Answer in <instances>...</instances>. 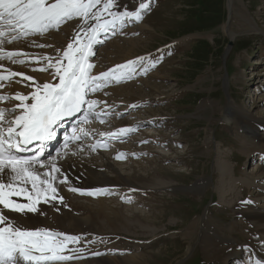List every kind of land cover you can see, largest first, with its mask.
<instances>
[{"label": "rangeland", "instance_id": "obj_1", "mask_svg": "<svg viewBox=\"0 0 264 264\" xmlns=\"http://www.w3.org/2000/svg\"><path fill=\"white\" fill-rule=\"evenodd\" d=\"M133 1L136 0H119V6L130 8ZM234 4L235 13L229 17L227 0H155L141 22L132 23L117 34L128 38L127 43H119L126 61L145 54L155 58L160 55L157 49L165 53L146 74L120 83L125 94L122 101L119 99L123 109H109V115L101 118L104 129L119 123L135 127L136 131L94 150L106 156L119 172L134 168L149 177L151 184L147 187L129 186L127 193H116L115 201L106 200L119 209L133 207L142 211L148 226H121L118 220H112L108 227L102 225L111 229L104 230L100 237H111L109 242L121 245L125 254L145 253L147 264H215L216 260L202 253L197 242L201 238L199 230L193 237L186 235L189 226L198 217H205L211 225L225 230L224 226L235 219L234 203L258 195L250 176L255 169L264 170V153L259 149L249 152L248 144L240 137L247 133L246 128L228 125L226 120H242L251 125L253 118L259 117L255 126L264 137V0ZM78 23L73 20L63 27L75 29ZM255 26L258 30L252 32ZM230 32L235 34L232 40ZM117 36L106 40L96 50L94 59H98L99 49L114 44L112 40ZM168 51L170 55L166 54ZM93 72L99 73L95 68ZM134 104L140 107H128ZM236 108L247 110L250 118L234 119L232 112ZM125 110L127 114L122 117L116 115ZM91 121L94 130L99 124L93 118ZM257 142V146L261 145ZM118 144L126 148L121 159L113 158ZM157 169L161 179L154 175ZM79 195L72 197L95 207V196ZM247 226V220L242 221L241 233L236 232L241 241ZM119 228L121 231H116ZM82 233L85 231L75 229L70 234ZM257 261L260 260L252 251L243 247L241 257L233 264Z\"/></svg>", "mask_w": 264, "mask_h": 264}, {"label": "snow or ice", "instance_id": "obj_2", "mask_svg": "<svg viewBox=\"0 0 264 264\" xmlns=\"http://www.w3.org/2000/svg\"><path fill=\"white\" fill-rule=\"evenodd\" d=\"M154 4L155 0H137L132 9L117 10L119 0H0V264H71L87 258L85 253L102 254L91 252L89 245L105 242L103 238L89 240L83 233L74 235L43 227L27 229L10 213L27 217L28 214L44 215L41 204H48L56 211H59L58 205L67 207L59 188L61 184H69L68 190L80 195L105 194L104 190L71 186L68 174L57 164L58 157L48 147L57 139L58 129L64 127L65 121L76 117L79 124H88L92 117L100 119L109 115L100 106L110 108L111 105L93 98L95 94L108 95L105 91L108 87L146 74L163 59L165 53L157 49L160 55L155 58L153 54H145L103 72H93L95 46L103 44L109 33L114 35L132 23L141 22ZM73 20L79 23L72 37L65 47L55 48L54 54L6 48L31 36L43 37L59 31ZM29 46L54 47L35 40ZM4 61L11 65L35 64L30 70L46 73L50 79L41 83L33 76L12 70ZM12 84L30 91L4 93L3 89ZM9 101L17 103L10 108L2 106ZM128 107L134 109L140 105ZM125 114L127 110L116 113L119 117ZM100 122L104 121L100 119ZM134 131L135 127H122L100 136L120 139ZM88 135L78 125L64 134L63 147ZM98 146L99 143L91 147L95 150ZM116 158L121 159L122 154Z\"/></svg>", "mask_w": 264, "mask_h": 264}, {"label": "bare ground", "instance_id": "obj_3", "mask_svg": "<svg viewBox=\"0 0 264 264\" xmlns=\"http://www.w3.org/2000/svg\"><path fill=\"white\" fill-rule=\"evenodd\" d=\"M227 1L230 5L228 8L230 14L229 17H231L232 14L235 13L233 9L235 5L234 3L238 1V3L241 4V0ZM136 4L137 0L133 1L132 5L129 6L130 8L127 9L134 8ZM122 9L123 8H121L120 6L119 8H117V10ZM73 30L74 28H67L61 26L59 31H51L43 37L31 36L26 40L16 42L11 45H6V48L18 49L29 53L54 54L55 48H63L67 45L70 38L72 37ZM256 30H258L256 26L255 28L251 29L252 32ZM119 32L114 35L109 33L105 41L112 38L113 36H117ZM229 35L230 40H232V37L235 36V34L231 32L229 33ZM117 37H114L112 40H115L114 44L110 45L108 48L99 49L101 50V52L97 55L98 59H94L93 57V61L96 65L95 71L100 73L107 70L108 68H111L114 65L126 61L127 56L125 54H121L123 48L121 49L119 43L123 44L124 41L125 43H127L126 40H128V38H119L120 35L118 38ZM101 39H104V37L102 36ZM33 40H35L37 43L50 44L54 47H30L29 44ZM130 41L136 42V40ZM131 44L135 43L131 42ZM101 45L102 44L95 46V52ZM116 51L117 54H121L117 58V54H115ZM3 63H5L14 71L22 72L26 75L35 77L41 83L44 82L45 79H50V77H48L46 73L31 71V67L37 66L35 64L25 66L11 65L7 61H4ZM16 79H21V77H17ZM16 90H21L25 92L30 91V89H23L19 84H12L10 87H5L3 89V92L14 93ZM105 91L108 93V95L98 93L95 94L93 98H98L100 100L107 101V105H111V107L108 108L105 105H101L100 108L104 109L107 112H109V109H116V111L122 110L123 106H120L119 102L122 99L121 96L124 93V87H122L120 83L113 84L112 86L105 89ZM153 95L155 97L157 96V94ZM14 103H17V101H9L3 104L2 106L5 108L7 106L11 107ZM240 111L242 110H239L237 108L233 110L232 113L234 115L232 117L234 119H237L239 116L250 118V114L247 110H243L241 113ZM8 118L10 119L11 116H9ZM101 118L102 117H100V119ZM100 119H95L97 120V124L99 125H96L97 127H94V130L93 127H91L92 121L88 124H79L76 117H73L71 121H65L64 127L58 129L57 139L50 143L48 151L52 155H56L58 157L57 164L62 168L63 171L68 174L71 186L81 190H104L105 194L95 196L98 201L93 202L95 203V207H92L89 204H85L81 201L75 200L72 196L77 195L78 193L69 191V184H61L59 185V188L61 191V195L65 198L64 204L67 205V207L63 205H58L59 211H56L55 208L48 204H41L40 210L44 213L43 216L40 214H28L27 217H24L20 216L19 214L10 213V215L14 216L24 228L37 229L43 227L47 229L59 230L68 234L75 231V229H81L85 231L87 239L91 240L93 237H101L104 235L105 231H109L111 228L105 229L104 227H102V225L108 227V225H110L109 223H111L110 221L112 220H118V222L122 224L121 226H126L127 223H141V225H147L145 224L146 218L144 217L142 211L137 212V210L133 207H126V211H124L125 209H119V207L110 206L108 204L110 202L115 201L114 199L117 196V192L121 194L122 191H126L127 193L129 191V186L135 188H142L147 187V185L151 183L149 182L150 180H147V178L149 177L142 176L141 173L136 171L134 168L131 172H119L116 167L106 158V156H104L100 152H94L91 147L92 145H97L99 143L100 146L96 147L95 149L99 147L102 148L104 145H106L107 141L116 140L114 138L101 137L100 133H110L116 131L119 128L126 127L124 124L117 123L113 125V128L104 129L102 128V126H100ZM260 120L261 118L259 117L253 118V120L251 121V125H247L242 120H239V122L235 123L232 120H226V122L228 123V125L235 124V127L239 129L244 127L246 128L245 131L247 130V133H245V135L243 134L240 137L245 139V142L248 144L249 147V152L255 149H259L262 153H264V137H262L257 132L255 126L256 123ZM74 125H79V127L85 128V130L89 132V135L83 137L79 141L69 142L67 147L65 148L63 147V136L66 132H70V128H76ZM239 129H237V131H239ZM59 133H62L61 136ZM94 134L96 135V137H93ZM250 134L251 137L249 138ZM255 140L260 142L261 145L257 146V144L255 143L257 141ZM184 147L188 148L190 146ZM125 149V147L119 145L116 154L118 155L124 153ZM182 150L186 151V149ZM111 155L114 156L115 154ZM117 155L113 158H116ZM61 156L63 157L62 159L59 158ZM160 174L161 173L158 169L156 170V174L154 173L155 176H159V179H161L162 177ZM152 178L153 177H151L150 179L152 180ZM250 178L252 181L251 186H255L256 191H258V195L254 199H250V201H252L251 204H242L241 199L234 203L232 211L233 215L235 216V219L232 221L231 224L224 226L225 230L220 229L215 225H211L210 223L204 220L205 217H198V219L189 226L188 232H186L187 236L193 237L196 230H199L197 231L198 234L201 235V238L198 237L197 242L200 243L199 246H201L202 253L206 258L216 260L215 264H230V261H232V264L234 262L236 263V261L241 257L243 247L249 248L252 251L253 255L257 259L262 261V264H264V170L255 169V172L250 176ZM255 180H257V182ZM81 197L90 198V196L87 195H82ZM13 199L17 198L14 197ZM106 200L110 201H108L107 203ZM239 219H241L242 221L247 220L249 225V227L247 226L246 228L244 241H241L240 237L236 233H241L240 225L242 221H239ZM243 228L245 227L243 226ZM144 230H146V233H148V227H145ZM116 231H121V229L119 228ZM224 231L228 233L229 236L225 234ZM108 233L115 232L110 231ZM111 239L112 238L110 237L109 239L104 240L105 242H97L95 244L89 245V249L91 252H100L102 253L101 255H88V253H85V256L87 258L74 260L71 262V264H147L149 262L145 253L125 254L124 252H121V250H123V248H120L121 245H118L115 241L109 242V240ZM116 250L119 251L117 252ZM188 251L189 248H187V252Z\"/></svg>", "mask_w": 264, "mask_h": 264}, {"label": "trees", "instance_id": "obj_4", "mask_svg": "<svg viewBox=\"0 0 264 264\" xmlns=\"http://www.w3.org/2000/svg\"><path fill=\"white\" fill-rule=\"evenodd\" d=\"M211 2V1H210ZM210 6H213V4L212 3H210Z\"/></svg>", "mask_w": 264, "mask_h": 264}, {"label": "water", "instance_id": "obj_5", "mask_svg": "<svg viewBox=\"0 0 264 264\" xmlns=\"http://www.w3.org/2000/svg\"><path fill=\"white\" fill-rule=\"evenodd\" d=\"M231 43V41H229Z\"/></svg>", "mask_w": 264, "mask_h": 264}]
</instances>
